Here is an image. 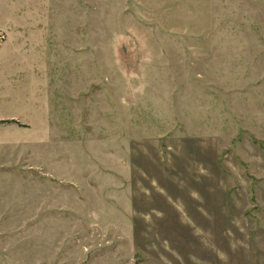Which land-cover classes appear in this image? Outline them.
I'll return each mask as SVG.
<instances>
[{"label":"rangeland","instance_id":"rangeland-1","mask_svg":"<svg viewBox=\"0 0 264 264\" xmlns=\"http://www.w3.org/2000/svg\"><path fill=\"white\" fill-rule=\"evenodd\" d=\"M192 8L0 0V264H264V0Z\"/></svg>","mask_w":264,"mask_h":264},{"label":"crops","instance_id":"crops-1","mask_svg":"<svg viewBox=\"0 0 264 264\" xmlns=\"http://www.w3.org/2000/svg\"><path fill=\"white\" fill-rule=\"evenodd\" d=\"M208 2H209V0H193V3H196V8L197 7L198 8L195 10L192 8L191 15L196 19H199V20L201 19V21H202V19L204 18V14L206 12V9H207ZM201 3H203L202 8H200V6L198 5ZM198 16H200V17H198Z\"/></svg>","mask_w":264,"mask_h":264}]
</instances>
